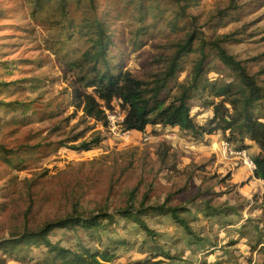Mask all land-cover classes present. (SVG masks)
I'll use <instances>...</instances> for the list:
<instances>
[{
    "label": "rangeland",
    "instance_id": "1",
    "mask_svg": "<svg viewBox=\"0 0 264 264\" xmlns=\"http://www.w3.org/2000/svg\"><path fill=\"white\" fill-rule=\"evenodd\" d=\"M96 18L112 35L113 62L140 78L162 72L176 42L196 29L206 40L228 35L222 46L264 86V0H0V239L72 213L107 212L115 221L83 240L114 254V264L264 263V179L225 148L226 133L207 132L214 110L205 103L218 98L190 100L203 133L160 124L125 130L119 100L108 109L114 123L78 107L76 90L92 91L79 82L76 64L91 50L85 32ZM206 53L203 79L233 81L216 51L207 46ZM199 56L183 57L163 97L176 93ZM96 136L95 148L75 149ZM246 150L253 159L260 152L255 143ZM163 202L194 212L183 214L201 243L170 214H143L148 231L117 213ZM205 202L233 210L208 218L196 211ZM50 237L78 243L69 227ZM25 250L24 261L0 250L2 264H44L45 247Z\"/></svg>",
    "mask_w": 264,
    "mask_h": 264
},
{
    "label": "trees",
    "instance_id": "2",
    "mask_svg": "<svg viewBox=\"0 0 264 264\" xmlns=\"http://www.w3.org/2000/svg\"><path fill=\"white\" fill-rule=\"evenodd\" d=\"M106 27L99 18L94 19L89 30L85 32L93 37L91 50L76 64L79 82L84 84L86 89H92L90 92L76 90L78 107L81 106L86 117L105 121L107 110L113 108L115 100H119L120 106L126 111L122 122L125 130L145 131L149 124H160L166 127L179 126L193 133H203L199 131L200 128L191 114L190 100L198 94L202 96V93L207 98H218V101L205 103L214 110L211 127L207 132L212 134L220 130L226 133L228 142L238 144L239 148L246 149L253 143L258 145L260 152L253 159L256 164L254 173L264 179V116L260 115L264 107V86L258 83L257 77L251 75L241 61L222 46V42L229 39L228 35L206 40L196 29L188 31L184 38L176 42L175 51L162 72L149 78H140L125 69L122 63L113 62V57H110L112 35L109 36ZM196 40H199L197 46L194 44ZM207 46L215 50L221 61L234 72L233 81L203 79L208 59ZM193 52H200V56L191 75L177 84L178 89L174 95L163 97L167 95L165 90L171 79L176 77L182 67L181 60ZM100 141L101 137L96 136L81 142L75 149L88 151L98 146ZM199 210L211 218L228 214L233 208L214 206L210 202H205L196 209ZM151 211L170 214L177 224L189 229L194 235L189 220L183 214L186 212L188 215H194L187 205L169 206L166 202L151 206L141 204L138 208L129 205L117 213L150 231L141 216ZM114 219L115 214L107 212L87 216L72 213L50 220L36 230L25 229L12 234L11 237L0 239V250L15 255L16 260L24 261L29 254H21L23 248L28 252L33 247H45L44 264H114V254L107 250H93L84 245L83 240L84 236L95 238L97 229L106 226L105 220L113 223ZM78 226L81 228L82 236ZM57 227H69L77 232V246H64L60 240L54 242L50 233ZM194 238L196 244L203 241L197 234Z\"/></svg>",
    "mask_w": 264,
    "mask_h": 264
},
{
    "label": "built area",
    "instance_id": "3",
    "mask_svg": "<svg viewBox=\"0 0 264 264\" xmlns=\"http://www.w3.org/2000/svg\"><path fill=\"white\" fill-rule=\"evenodd\" d=\"M107 118L109 119L111 123L115 122V114L110 113L108 110H107ZM223 145L225 146L226 149H230L232 154L239 155L240 158L243 160V163L245 164V166L252 173H254L256 169L255 161L253 160V158L250 156L249 152L245 148L237 149L236 147L232 146V144H230L229 142H225Z\"/></svg>",
    "mask_w": 264,
    "mask_h": 264
}]
</instances>
